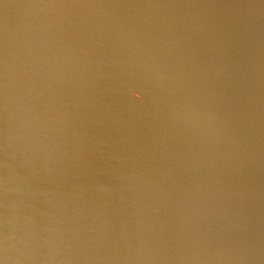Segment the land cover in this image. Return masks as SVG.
<instances>
[{"label":"bare ground","instance_id":"bare-ground-1","mask_svg":"<svg viewBox=\"0 0 264 264\" xmlns=\"http://www.w3.org/2000/svg\"><path fill=\"white\" fill-rule=\"evenodd\" d=\"M179 3L177 5L173 0H0V264H58L61 260L62 248L70 239L73 246L70 244L71 242L68 246L75 248L73 250L75 254L81 252L80 259L83 261L93 259L97 262L98 259V262L111 263L112 255L111 260H109V255L106 256L107 258H102L103 252L110 251L114 255L119 254L113 260L114 264H131L132 261L128 263L130 258L124 257V254L120 253L121 248H116L117 243H112L113 251H99L98 248L101 247L98 242L93 243L88 240L87 233H78L81 226H84L82 228L87 229L88 233H90V228L95 234L103 230L107 232L105 233L107 238L112 241L114 237L124 232L121 217L117 226L114 227L112 221L110 227L105 228L104 223L106 222L94 219L80 221L77 220L75 213L94 208L96 211H101L105 205L108 215L113 217V220L115 219L116 215L110 209L115 207L116 201L108 197L109 204H106L103 199V205L99 200V194H101L99 192L100 188H105V191L114 189L115 194L120 195L122 190V181L118 183L120 177L127 174H133L135 177L141 172L131 149L134 145L130 138L134 132L127 131V127V129L124 128L118 137L124 138L127 145L119 146L117 143V146L109 152V154L115 151L118 155L124 154L125 163L123 165L120 166V162L115 164L113 163L115 160L111 159L108 165H103L104 167L91 166V156L85 157V148L80 142V134L83 130L81 127L83 112L85 117L86 115L91 117L92 112L84 105L82 97H72V92L68 89L72 84H67V81L65 83L62 73L66 67L69 70V66L73 64L77 65L87 77L97 74L102 76L101 79L104 83L108 84L113 71L106 65L105 58L111 56L109 30L111 21L117 18L120 33L123 32V29L126 33L127 28H130L129 31L135 30L134 34L140 35L139 33H141V36H144L137 39V41L140 40L138 42L130 39L131 42L128 43L132 49L128 54L129 66H125L126 73L128 74V70L135 69L134 72L143 75L140 78L154 76L159 81L171 79V87L169 85L168 89H164L163 85L159 87L160 98L167 99L168 102V95L173 92L177 93L176 86L180 84L181 91L187 94L185 99H188L191 79L190 71L184 60L190 53L188 48L190 34L183 32L179 36L178 33L186 30V23H188L186 15L190 14L191 2L180 0ZM173 8L177 9V16L171 18V15L166 18L163 11L168 10L169 12L171 9L173 11ZM157 11H160L163 16L158 17ZM174 23L179 27L175 28ZM137 30L139 32H136ZM132 31H130V35H132ZM124 33L123 35H126ZM40 37L43 38V41L40 40ZM120 37L122 36L120 35ZM136 38L138 37H135L134 40ZM158 38L161 40L159 43ZM119 42L114 44L115 48L118 46L122 48L123 41ZM153 50H155L153 65H148V62L151 61L150 53ZM137 55L138 57H136ZM59 60L64 63L60 69L56 68ZM215 65L216 62L212 68L216 71ZM42 73L46 75L43 76ZM134 76V78L132 77L134 80L136 78L137 81L140 80L139 77H136L137 74L134 73ZM50 77H57L62 81L59 80L61 83L57 82L58 85L55 82L48 83L52 80ZM147 81L145 80V82ZM151 81L153 82L150 80L148 83ZM143 87L142 89L146 93V89ZM85 91L86 89H82L84 94ZM138 92L140 91L138 90ZM53 93L56 98L52 100L49 96ZM150 98L152 99V97ZM74 99L76 100L72 103ZM139 99L137 96L136 100ZM117 101L118 98L115 100V108L117 106L118 110L123 106V103H117ZM152 101L151 103H153ZM56 102H63L64 105L61 106L63 112L62 110L61 113L58 112ZM62 104L59 103V105ZM47 112L49 113L47 114ZM143 115L146 114L142 113ZM148 115L151 118L153 114L150 115L148 112ZM180 115L183 116V119ZM178 118H180V122L176 121V124L181 127L177 128L175 135L170 136L171 140L173 144L187 143L192 126L191 119L185 115V111L179 112L176 120ZM263 120L264 115L256 119L255 125L264 130ZM146 122L149 120H145ZM193 126L198 128L197 123ZM207 130L209 133V128ZM101 133L104 134L102 130ZM179 140L181 142H178ZM223 152L225 153V148H223ZM220 155L223 156V153ZM146 156L148 157V153ZM129 157L133 159V163L128 160ZM97 168L101 169L99 172H103L100 177L97 172H94ZM185 170L186 168L183 169L179 164L174 167L173 174L182 173L184 176ZM13 172V179L8 185L9 176ZM88 172L93 175L88 177L91 179L84 176ZM188 182L185 179L180 181L172 198L176 196L180 198L183 192H189L190 201L194 202L192 206L195 207L196 198L199 205L202 202L199 196H203L209 188L206 186V190L200 186L192 194ZM220 183L222 182L220 181ZM33 189L45 191V193L40 194L39 192V195L36 196L32 193ZM224 192L225 189L220 184V201L221 194L223 196ZM261 206H264V202ZM105 218L106 216L102 219ZM171 219L174 222L172 244L176 245L180 256L189 253V259L183 264H200V261L196 263L195 257L199 255L200 259L204 246L210 240L216 244L214 240L210 239V230L214 233L216 228H212L209 221L196 219L192 214V208L187 213L180 212L178 208L172 210ZM225 221H230V215L227 218L220 217L221 225ZM11 225L14 237L11 243L15 245V249L8 253L5 250V237ZM120 226L123 229L118 228ZM25 233H29L33 239V242L27 246L18 242ZM233 239L229 236L221 237L220 252H225L224 246L231 247L234 243ZM52 249L57 250V253L53 254L55 256L50 254ZM170 249L166 246L161 251L163 253L161 261L165 259L168 262V258L172 261L175 260V258L164 255L167 250L170 252ZM86 252L90 254H86ZM146 252L152 251L139 249V260L144 259ZM156 255L153 253L151 256L148 255L145 258L148 260L146 262L144 260V264H161L160 253ZM86 257H89L88 260ZM81 260L74 264H81ZM98 262L97 264H100ZM132 263L141 264V262ZM169 264L172 263L169 262ZM173 264L179 263L174 261Z\"/></svg>","mask_w":264,"mask_h":264},{"label":"rangeland","instance_id":"rangeland-1","mask_svg":"<svg viewBox=\"0 0 264 264\" xmlns=\"http://www.w3.org/2000/svg\"><path fill=\"white\" fill-rule=\"evenodd\" d=\"M173 1L177 5L180 4V0ZM221 1L222 0H189V2H191V11L190 14L186 15V22H188L186 23L185 27L186 30L178 33L179 36L183 32H189L190 34V39L188 42L190 53L187 54V57L184 60L190 71L191 79L188 88L190 94H188V99H185V96H187V94L182 92L180 89L181 87L179 86L180 84H177V88L174 87L177 89V93H170L168 95L169 97L167 102V99L160 98L161 94L159 92V87L163 85L164 89H168V85L170 86L171 79H166L164 81L160 80V82L158 78L154 76H151V78L146 76L144 77L145 79L142 77L144 80L143 81L142 78H140V74L136 71L134 72L135 69L131 71L128 70L127 77L129 75V81L131 80V82L134 83L138 82L137 84L141 85L142 87L145 86L143 88L146 89V93L142 89V87L140 89H137V91H140L137 95L138 99L140 98V102L139 100H137V108L141 115L137 113V116H139L136 118V129H128L127 131H132V133L134 132L133 136L130 138V141L134 145V147H132L131 149L133 150L134 158L138 162L137 165L141 162L142 167L147 168L148 165L144 163L147 157L145 152H148L146 144L154 142L156 144L155 148H158L157 155L158 157L159 155L162 156V161H164V157L167 156L169 158V156H171L170 159L172 162V166H169L170 169H174V167L178 166L179 164L183 169L186 168L184 174L185 177L182 173L173 176H175V179L178 176L182 177L180 181H183V179L188 180L189 182L187 184L190 186L189 190L192 194L197 191L198 187L200 186H202L206 190L207 187L209 188V190H207V192H205L203 196H199L200 200H202L199 205L196 198L195 207L192 206L194 202H190V204L188 205V209H178L180 212L187 213L190 208H192L193 211L196 207H198L204 212L205 218L203 219L209 221L212 228H216V231L214 233L210 230V239L214 240L216 244H214L210 240V242L206 244V246H204V251L200 259L199 255L195 257V259L197 260L196 263L200 261V264H222L220 261V253H225L227 256L222 259L225 264H228V262L233 260L234 258L237 264H250L249 259H251L252 254L256 253L260 258L264 254V229L260 230L259 228H264V213H262L261 211L264 207L261 206L264 202V196H262V192L264 191V180L262 179L264 178V166L261 165L260 167L263 168L261 169L258 166L259 163L257 162V160L256 162H254L256 158V148L263 147L261 150L263 152L264 143L263 146L261 143L264 142V140L259 142L257 141L256 137L254 138V134H251L252 129H255L257 130L255 131L256 134L264 139V135H262L264 134L262 133L264 132V130L255 125L256 119L260 116L263 117L264 115L261 114L260 110L258 111L257 108H255V106H263L264 109V78H262L263 80L260 78L255 79L254 75H256V73L254 74V72L257 71L254 70L252 66V64L261 62L262 67H260V70L262 69L261 71L264 74V0H244L249 5V7H246V12L242 16L244 19V26L250 32L242 39L236 34L232 35L230 33H224V28L226 26L227 20L223 14H220V8H222L223 4V2ZM163 12L166 18H169V16L171 17V15V18H173L177 16L176 14H178L177 9L175 8H173V11L171 9L169 12L168 10H164ZM157 13L159 14L157 15L158 17L163 16H161L162 13L160 14V11H157L156 14ZM251 14L253 16H251ZM175 24L176 23H174V27L178 28L179 25ZM129 29L126 31V33L129 31ZM124 31V29L123 32L121 31L122 37L125 36L123 35ZM133 32L135 33V30L132 31V41H137V39H141L142 37H144L143 35L141 36V33H139L140 35L136 33V35ZM136 32H139V30H137ZM219 33L220 38L218 40L212 39V37L217 36ZM135 37L138 38L134 40ZM40 40L43 41V38L40 37ZM155 40L157 39L155 38ZM160 41L161 40H159L158 38V43ZM215 62V68L217 69L216 71L212 68ZM63 64L64 63L59 60L58 66L55 67L60 69ZM244 69L245 71H242ZM250 71L252 72L246 74L245 77H240L243 76V72L247 73ZM133 72L137 74L136 77H139L140 80L138 79L137 81V78L136 80L133 79L135 77ZM42 74L43 76L46 75L45 73ZM221 76L224 77L222 78ZM147 77L149 79L148 81L153 80L154 83L152 81L148 83L146 79ZM56 78L50 77V79L52 80L48 81V83L55 82L56 85H58V83L62 81V79H59V81L58 78ZM145 80L147 82H145ZM142 82L145 85H143ZM154 90H156V93L154 92ZM133 94H130L133 98L132 103L135 99H137L136 93ZM153 95L156 97H154ZM150 97H152L153 101ZM49 98L53 100L56 97L53 93L49 96ZM148 99H150L153 103H151V101H149ZM75 100L76 99H74L72 103ZM145 100H147L148 102ZM143 102L145 103L143 104ZM59 103L62 104L63 102ZM59 103H57V107L58 112L61 113L60 111L62 110L64 104L59 105ZM173 103L174 105H172ZM159 108H162L163 110ZM139 109H142L145 112ZM146 109L148 110L150 115L153 114L151 118L148 115ZM150 109L152 110L149 111ZM160 110L161 112H158ZM182 111H185V115L187 117H190L192 123L189 141L187 143H182L179 140L178 142L181 143L173 144L170 136L175 135L177 133V128L180 129L181 127L180 125L176 124V121L180 122V118H178V120H176V118L179 116V112ZM48 113L49 112H47V114ZM142 113H145L146 115L142 116ZM180 117L181 119H183V116L180 115ZM153 118H156V120H154ZM140 119L144 120L141 121ZM145 120H149V122L151 121V123H145ZM196 123L198 125V128L196 126H193V124L195 125ZM146 124L148 127L146 126ZM139 127H142V129H140ZM207 128H209V133ZM150 140L152 142H150ZM223 148H225V153L223 152ZM220 153H223V156L220 155ZM197 161H199L200 163H196ZM262 163H264V160L262 161ZM148 169L152 174V170L149 168V166ZM180 171L182 172L181 169ZM99 174H103V172H99ZM84 176L88 178L89 176L93 175L88 172ZM220 181L222 183H220ZM260 181L262 182V184ZM220 184L225 189L224 195L222 196L221 194L222 202L220 201ZM244 187L253 188L249 191V196L256 200L255 202H246L243 198H241V196L237 197V193L241 192ZM193 189H195V191ZM33 190L34 191H32V193L36 196L39 195V192L40 194L45 193V191L41 192L38 189ZM99 193H101L99 194V200L102 201L104 199L106 204H109L110 202L108 197H111L110 199L116 201L115 199H113L112 194L110 195L112 191H105L101 189ZM144 200L145 202H148L149 199ZM117 207H119V204H115V207L110 210H113V213L116 214ZM84 210L87 212H85ZM84 210H81L77 214L75 213L76 217L78 218L77 220H102L101 222H106L104 223L105 228H107L108 226L110 227V225L112 224L113 217L111 218L110 215H108L109 213H107L105 205L102 207L101 211H96L95 208L93 210ZM229 215L230 221H225V223L221 225L220 217L227 218L229 217ZM104 216H106V218L103 220L102 218ZM233 224H235L236 226ZM82 227L84 226H81V228ZM81 228L79 227L80 231H78V233H87L88 240L93 243L98 242L100 244L99 247L102 248H98L99 251H113L114 245H112V243H117L118 246H116V248H121L120 253L122 252L124 254V257L130 258L128 260V263L129 261L136 263L132 257L134 253L129 250V243H126V245H124V242H121L120 240L122 238V233L118 234V236L114 237V239H112L111 241V239H108L105 234L107 232H104L103 230V232L100 231L98 234H95L92 232V228H90V233H88L87 229L85 230L84 228ZM223 236L234 238V243L232 244V246L238 253L237 257H235L234 254H232V256L231 253L227 254L226 251L220 252V239ZM255 241L256 247L254 246L252 249V245H254L253 243ZM69 243L73 246L71 239L67 243H65L66 246L62 248L61 260L58 264H74L76 261L79 263V260H81V252L75 254L73 252L75 248L68 246ZM56 251L57 250L52 249L50 254L52 256H55L53 254ZM149 251H152L150 252V254L153 253V255L157 256L156 253H154V250ZM244 252L246 253L245 258H243L242 256V253ZM86 254L90 253L86 252ZM102 255V258L106 256L108 257L109 255V260H111L112 255V261L111 263H103L102 261L98 262L99 260L97 259V262L100 264H114L113 260L119 256L118 253L114 255V253H111L110 251L103 252ZM164 255L168 257L170 256V252L167 250L166 254ZM77 257L79 258V260H77ZM161 257H163L162 252H160L159 258L161 264H169V262L173 264L174 262L170 258H168V262L165 259L164 261L163 258V261H161ZM88 258L86 260H88ZM91 260H81V264H93V262L94 264H97L95 260ZM132 262L130 263L133 264Z\"/></svg>","mask_w":264,"mask_h":264},{"label":"water","instance_id":"water-1","mask_svg":"<svg viewBox=\"0 0 264 264\" xmlns=\"http://www.w3.org/2000/svg\"><path fill=\"white\" fill-rule=\"evenodd\" d=\"M221 2H223V4L222 8H220V14H223L227 20L224 33H230L232 35L236 34L242 39L250 32L244 26V19L242 16L246 12V7H249V5L244 0H222ZM251 16L253 15L251 14ZM111 22L109 30L111 56L109 55L105 58L107 61L106 65L113 71L111 76L112 78L109 83H104L101 79L102 76L97 74H93L92 76L88 75L87 77V75H85L77 65L73 64L69 66V70H67L66 67L62 73V78L65 83L67 81V84H72V86H67L69 91L72 92V97H82L84 105L90 112H92L91 117H87V115L85 117L84 112L82 117L80 116L82 124L81 127H83L80 134V142L85 148V157L87 155L91 156L90 165H97V167L103 166L104 164L108 165L111 159L115 160L113 162L115 164L120 162V166L125 163L123 158L124 154L121 153V155H118L116 151L109 154V152L117 146V143L119 146L127 145L124 138L120 139V137H118V134H122V130H124V128L129 127L128 129H136L135 125L136 118L138 117V102L135 99L134 105H132V97L130 94L136 93L138 95L137 87L138 89L142 87L137 83H131L129 81V75L127 77L125 69V66H129L128 54L130 49H132V46L128 43L132 35H130V31H128L123 38L120 37L122 32L120 33L117 18ZM219 38L220 33L217 36L212 37V39L215 40H218ZM120 40L123 41L122 48L121 46L115 48L114 44L118 43ZM151 53V61L148 62V65H153L155 50ZM143 55L144 52L142 53V57ZM136 57H138V55ZM252 66L253 69L257 71L254 72V74L256 73V75H254L255 79L264 78V74L261 71L262 69L260 70V67H262L261 62L252 64ZM245 69L242 71H245ZM251 72L252 71L247 73L243 72V76L240 77H245L246 74ZM139 74L140 76H143L141 73ZM221 77L223 78L224 76ZM82 89H86L85 94L82 92ZM117 98V103H123V106L118 110L117 106L115 108V100ZM255 108H257L258 111L260 110L261 114H264L263 106H255ZM101 130L104 134L101 133ZM255 131V129H252L251 132V134H254V138L256 137L259 142L263 141L264 139L257 135ZM151 140L150 142H152ZM263 143L264 142L261 143L262 146ZM146 145L148 150L146 153H148V157L144 163L152 170V174L150 173L148 166L147 168L141 167L140 162L138 168L141 169V172L136 174L135 177L133 174H127L120 177V181L118 183L122 181L121 194L115 195L114 189H112V193H110V195L112 194L113 199L117 201L116 204H119V207L116 210L117 213L115 214L117 218L115 217L116 221H114L115 219L113 220V226L115 227V225L117 226L119 224L121 217V221H123L124 225V232L122 233V238L120 240L121 242H124V245L129 243V250L134 252V258L137 263L141 262V264H144V260L145 262L148 260L145 258L148 255L151 256L150 252H146V254H144V259L139 260V249L147 251L154 250V253L159 254L167 246L171 248L170 257L175 258V262L183 264L189 259V253L187 252L180 256L176 245L174 246L172 244L174 222L171 219V215L172 210H176L177 208L179 209L182 207L183 210L188 209V203L191 202V195L189 196V192L185 191V193L183 192V194L180 195L181 197L179 196L180 198H177L178 196L172 198L174 192L177 191L178 183L182 177L178 176L175 179V176H173L174 169H170L169 167L172 166L170 159L171 156H169V158L167 156L164 157V161H162V156L159 155L158 157L157 155L158 148H155L156 144L153 142ZM262 148L263 147L256 148V158L254 160V162L257 160L259 167L261 165L264 166V163H262L264 160V151H261ZM128 160L133 163V159L131 157H129ZM196 163L200 162L197 161ZM100 170L101 169L98 168L94 170L95 173H98L99 177ZM262 179L264 180V178ZM101 189L104 190L105 188H100V190ZM252 189L253 188L251 187H244L241 192L237 193V197L241 196V198H243L246 202H255L256 200L249 196V191ZM193 190L195 191V189ZM262 196H264V191L262 192ZM144 199L149 200L148 202H145ZM261 211L264 213V207ZM192 214L198 220L205 218L204 212L198 207L192 211ZM118 228L123 229L122 226ZM259 228L260 230L264 229L263 227ZM253 244L252 249L254 246L256 247V241ZM224 249L227 254L231 253V255L234 254L235 257L238 256V253L235 251L233 246L231 248L229 246H224ZM245 255V252L242 253L243 258H245ZM225 256H227L225 253H220V261L222 264H225L222 261ZM251 256V259H249L250 264H264V254L263 256L260 255L261 258L256 253ZM228 264H237L235 258L229 261Z\"/></svg>","mask_w":264,"mask_h":264},{"label":"clouds","instance_id":"clouds-1","mask_svg":"<svg viewBox=\"0 0 264 264\" xmlns=\"http://www.w3.org/2000/svg\"><path fill=\"white\" fill-rule=\"evenodd\" d=\"M13 175H14V172L9 176L8 185H10V182L13 179ZM8 190L10 191V188L9 187H8ZM11 227H12V225L10 226V228H9L7 234H6V237H5V250L8 253H10L11 251H13L15 249V245L11 243V241L14 238L13 237V234H12V231H11ZM18 242L24 243L25 246H27L28 244H30V243L33 242V239H32V237H31V235L29 233H25V235Z\"/></svg>","mask_w":264,"mask_h":264}]
</instances>
